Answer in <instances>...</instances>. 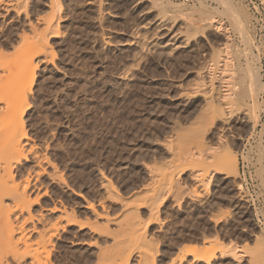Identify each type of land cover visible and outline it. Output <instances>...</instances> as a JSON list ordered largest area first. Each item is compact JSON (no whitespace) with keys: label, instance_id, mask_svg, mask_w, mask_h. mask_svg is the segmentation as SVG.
<instances>
[{"label":"rangeland","instance_id":"obj_1","mask_svg":"<svg viewBox=\"0 0 264 264\" xmlns=\"http://www.w3.org/2000/svg\"><path fill=\"white\" fill-rule=\"evenodd\" d=\"M88 1L90 0H61L62 16L64 15L60 22L62 34L50 38L52 49H54L53 60H51L53 63L51 61L37 63L35 78L27 96L29 102H32L22 118L30 143L33 146L36 144L34 147L38 151L47 154L46 156L55 164L59 174L67 183L66 186L62 183L59 185L57 181L51 182L45 174L36 177L34 181L36 189L33 192L37 194L39 189V193L42 190L45 192L38 193L37 202L34 203L36 205L33 207L39 210L44 209L42 206L47 208V204L48 206L64 204L75 210V220L76 218L78 220L76 222L84 223L90 219V222L103 227V224L105 225L103 220L93 217L89 210L83 209L82 203L86 200L92 201L99 210L102 207L105 208L110 218L119 217L122 220L123 217L119 211V201L116 198L113 199V195H111L112 199H109V194L105 193L109 190L107 185L101 179L98 180V169L105 173L121 195H127L135 189L143 190L147 186L146 184L150 181L149 170L152 167L150 171L160 177V170L165 169L168 161L171 164L170 160L174 157V160H171L175 163L172 164L173 167L171 166L174 182L172 181L170 194L164 191L165 187L164 190H160L162 194L160 192L157 196L155 210L158 218L156 220L148 219L150 216L145 207L139 208L140 219H143V222L139 219V222L143 223H139L142 226L140 228L144 226L145 229L141 230L144 232V237H148L143 243L145 248L142 245L140 247L141 250L145 249L148 254L146 257L139 256L140 245L138 247L134 245L135 249L132 248L127 231L120 234L116 227L114 230V224L111 222L106 227L108 231L107 237L104 238L106 243L104 239H100L99 233L102 230L94 229L92 234H88V229L83 226L85 224H82L80 228V225L74 223L66 227L65 230H69L68 232L60 231L61 239L57 242L55 240L53 264H97L95 257L97 249L102 245L111 248L113 235L117 231L118 235H123V239L121 237L123 243L116 246L131 247V249L128 247V250L125 248L124 251L126 252L124 255L130 253L127 255L128 263L126 264L148 263L151 253H153L151 255L155 264H206L193 257L192 253H186V256L182 254L184 259L181 258L180 253L185 249H193L196 253H204L206 249L208 253L215 237L218 238L214 240L221 239L220 241L224 244L230 240L238 243L242 249L241 258L238 261L230 256L221 255L218 248L210 257L208 264H249L247 255L254 246V236L259 233L264 237V230L253 222L251 207L238 196L239 190L242 189L240 182H244L246 178L248 185H250V179H256L260 184H264V161L261 159V155H264V107H262L264 92L256 95V99L248 95L247 99H243L244 102L238 101L235 105L241 106L236 107L240 109L236 111L239 115L236 116L235 108L229 117L232 119L228 118L226 124L223 125L219 121L211 123L202 91H205V88L207 91L210 87H213L214 91L218 90L215 87L217 88V85L222 82L221 80L220 83L213 84L217 83L223 74L219 73L222 72L220 71L222 65H218V59L216 60L214 56L216 47L221 46L223 41L222 35L211 33L198 35L192 30L194 23L190 24L193 26L188 29L191 31L184 29L188 35L177 26L180 32L183 31L178 34L175 28L177 24L172 25L170 22L171 24L168 23V25L171 27L166 26L168 29L158 27L156 31L158 32L156 35L162 41L160 43L168 42L166 46L164 43H159L161 46L149 48L150 51L146 48L141 51L137 41L135 42V37L142 35L143 26L145 25L147 29L154 27L155 20L164 12L167 13L166 16L174 15L179 19L196 18L198 15L196 9L199 6L213 12L219 11L222 9L220 4L223 0L221 2L219 0H167L177 5V9H172L170 5L163 8V5L156 0H93L92 3ZM232 2L246 15V17L243 15L246 23H243L242 27L243 33L246 29L244 35L248 37L247 40L241 41L243 37H240L241 34L239 35V32L231 26L232 22L227 14L218 13L217 19L225 26L224 28H228L226 33L229 34L232 45L228 53L227 51L223 53H226L225 56H228L230 60L233 59L230 68H233L232 74L237 84L235 87L239 90L242 86L240 68L244 70L251 68L250 73L259 74L260 80L264 83V0H232ZM46 3L47 0H28L27 10L19 12H5L3 8H0V35L9 34L10 36L9 41L5 42L6 47L2 49L7 54L5 57L0 56L2 58L0 64L7 65V60V67L11 70L12 78L15 77L12 63L16 59V50L12 49L14 45L12 47L10 45L16 44L17 33L19 35L20 28L27 25L28 18L34 19L48 12ZM184 12H188L190 16H185ZM25 15L28 16L27 19L24 18ZM172 33L174 36L177 33L175 41L170 38ZM176 45L178 47L175 48ZM208 65L213 68L210 66V69ZM198 69L202 71L204 80L197 78ZM205 70L208 71L204 73ZM212 70L213 72L208 74ZM8 73L7 75L3 73V78L11 76ZM122 74H125L124 77ZM212 74L218 78L216 76L214 78ZM210 75L212 80H216L212 82L208 78ZM3 78L4 90L11 91L9 89L16 87L15 84L12 85L16 82L11 83V77L6 83ZM200 79L205 81L202 82L204 87H207L202 88L200 92L190 93L194 91L193 89L201 88L197 86L202 83H198ZM208 79L212 83H209ZM247 107L252 110L253 118L251 115L250 117L247 114L244 115V110H249ZM253 123L254 126H252ZM218 125H222V128L231 132L222 130L224 135L220 138V144L226 145L228 142L230 144L228 147L233 149L234 155L236 154V176L234 175L235 178L234 176L225 177L224 173H214L212 167L207 166L205 174L209 178V187L207 186L206 194L202 190L201 196V186L194 187L197 184L193 181L192 170L180 168L177 162L180 156L194 150L192 146L195 147L193 144L195 136L192 137V135L197 131L206 129L205 138L203 137L205 147L211 151L218 150L220 145L218 131L221 129ZM228 126H231L230 129ZM223 140L225 142H222ZM30 163V160L24 162L25 167H30ZM249 169L253 170L251 174ZM158 176H155V179L158 180ZM47 181L49 182L46 183ZM232 181L234 184L231 183ZM236 183L239 184L238 190ZM104 185L106 186L103 187ZM249 187L251 188V185ZM104 188H107L105 192ZM190 190L194 191L195 195ZM73 191H79L82 197L75 196ZM186 191L191 193L189 192L188 195ZM250 192L255 194L252 189ZM196 194L200 196L195 199ZM32 197H35L34 193ZM100 198L102 201L98 200ZM99 203L103 206L101 207ZM54 217L55 215H49L47 218ZM147 222L148 224L145 225ZM213 231L215 235L217 233V236ZM202 233H206L205 236ZM75 234L76 236H73ZM70 237L77 238L79 242L70 246L67 242ZM88 239L91 240L88 241ZM115 247L113 246V249H116ZM142 259L144 263L140 262Z\"/></svg>","mask_w":264,"mask_h":264},{"label":"bare ground","instance_id":"obj_2","mask_svg":"<svg viewBox=\"0 0 264 264\" xmlns=\"http://www.w3.org/2000/svg\"><path fill=\"white\" fill-rule=\"evenodd\" d=\"M91 1L93 2V0H90L88 2L92 3ZM156 1L161 3L163 5V8H165L164 6H166V5H170V7H172V9H177V7H178L177 5L171 4L167 0H156ZM219 1L221 2L222 0H219ZM27 6H28V0H0V8H3V10L5 12H7V11L19 12L20 10L25 11ZM46 6L48 8V12L45 14H42V15L41 14L38 15V16L34 17V19H32V18L27 19L28 16L27 17H26V15L24 16V18L26 17V19H27L26 20L27 25H24L22 28H20V34L19 35L17 33L16 44L12 43L10 45L11 47H12V45H14L12 47V49L15 48V50H16V59L12 63L13 68L15 69V71H13V74H15L14 76L16 78L15 77H13L14 79L12 78V73L10 72L11 70H10V68L7 67L8 66L7 60H6L7 65L4 62L3 63L5 65L0 64V264H53L54 263L53 262V252H54V249L56 247L55 243L57 242L58 239H61L60 231L65 230L67 226L69 227V225L74 224V223L78 224V226L80 225L79 226L80 228L82 227V224H85L83 226L88 229V231H89L88 234H90V233L92 234L94 229L95 230H97V229L102 230L101 233H99V232L98 233L101 235L100 239L102 238L101 240H103L104 238L107 237V232H108L106 229L107 224L109 222H111L114 224V230H116V228H117L120 231V234H121V232L123 233V232L127 231V233H128L127 235H129V238H130L129 241H130V243H132V245L130 244L132 246V248L134 245H135L134 247H138L140 245L139 246V248H140L141 245L143 246L144 241L146 242L145 238H148V237H144V232L142 231L145 229L144 226H143V228H140L141 225L139 223H142L143 219L142 218L140 219L139 208L145 207L147 209L146 211H148L147 214H149V216H150V217H148V219L156 220V218H158L157 217L158 214L156 215L157 211L155 210V208L157 206V205L155 206L157 196L159 195L160 192L162 194V191H160V190H164L165 187H166V190H164V191L169 192V194H170V191L172 190L171 187L173 185L172 183L174 182L172 180V176H173L172 170L173 169H171V166L173 167L172 164H175V163H172V161L174 160L173 159L174 157L172 158L173 160L171 159L172 161L170 160L171 164L168 161V164L166 165L165 169H161L163 171L160 170V172H161V173L159 172L160 177L158 175H155L156 173L153 172L154 173L153 174L150 171L153 169V167L151 169L149 168L150 170H149L148 176L150 178V181H148L149 183L146 184L147 186L145 185L146 187L144 186L145 188L144 189L142 188L143 190L136 191L137 189H135V191H132L131 193H129L127 195H121L119 193V191L117 190V188L111 183L110 179H108L106 177L105 173L102 170L98 169V171H97V174L99 176L98 180L101 179L103 182H105L104 184H106L107 188L109 189L108 193H107V192H105L107 190V188H104L105 189L104 192L106 194H109V199L111 198V195H113L112 198L113 199L116 198V200L119 201V203H120L119 211H120V214L122 215L121 217H123L122 220L119 219V217L110 218L109 214L106 212V210H104L105 208L103 209V207H102L103 205H101L102 202L99 203L100 206L102 207L99 210L96 208V206L94 205V203L92 201L86 200L84 203H82L83 209L89 210L91 212V214L93 215V217H95L97 219L100 218V220H103L102 222L105 223V225L103 224V227L100 225L98 226L97 224L95 225V223H93V222H90L89 221L90 219L84 223L80 220H79L80 223L76 222L77 218L75 220V210L72 207H68L64 204H60V205L54 204L52 206H48V204H47V208L45 206H42V207H44V209H42V208L39 210L34 209L33 206L36 205L34 203L37 202L38 195L41 194L42 192H45L42 190L39 193L40 189L39 190L37 189L38 190L37 194H35L36 192H33L36 189V188H34L35 187L34 181H35L36 177H38L42 174L43 175L45 174L48 176L49 179H51L50 180L51 182L57 181V183L59 185H60V183H62L63 185L65 184L67 186V183H65V181H64L65 179L63 178L62 175L59 174L55 164L53 162H51V160L46 156L47 154H44L42 151H41L42 152L41 153L40 151H38L34 147L36 144L33 146L30 143L31 142L30 137L28 136V133H27V130H26V127L24 125L23 118H22L25 111L29 108V106L31 104L30 102H32V101L29 102L27 96L30 92V86L33 83L34 78H35V69L37 67V63H39V62L45 63V62H50L51 60H53L54 49H52V46L50 43V38L57 37L60 34H62L61 33L62 30L60 31V22L63 20L64 15L62 16L61 0H47ZM220 6L222 9L221 10L219 9V11L214 10V12L210 11L209 9L208 10L205 9L206 7H200L199 6V8L196 9L199 16L196 15V18H193V17L187 18L186 17L183 19H181V18L179 19V18L175 17L174 15L166 16L167 13L164 12L165 15L162 13L163 15H161L160 17L157 16L158 19L155 20L156 21L155 26L154 27L151 26V28H150L151 30L144 27L145 25L143 26V30L141 33L142 35H137V38L135 37V42L137 41L138 47L141 51L144 48H146L148 51H150L149 48L154 49L156 46L159 45L160 42H162V41H160V37L156 35L158 33V32L156 33V31L158 30V27H164V28H167L168 26L171 27L170 25H168V23H170V22L172 23V25L177 24L176 27L175 26L174 27L176 28V31H178V34L183 33V31L185 33H187V31H185V30L192 28L193 25L191 26L190 24L194 23L192 30H193V32L197 33L198 35L203 36L207 33H211L213 35H215V34L216 35L217 34L222 35L223 41L221 43V46L216 47L215 52H214V56L216 57V60L218 59V63H219L218 65L220 66V64H221L222 65L221 67H223V68L220 67V69H222L220 71H222V72H219V73H223L221 75V79L219 78L218 82L216 81L217 83H215V82L213 83V84H218L222 80L221 84L217 85V88L214 86L215 89H218V90L214 91V88L210 87V85H209L210 89L207 88L209 90L206 91L205 87H207V86L204 87L203 82H205V81H203L204 80L202 77L203 73L201 70H199L200 69L199 68L198 69L199 71L196 72L197 78L199 77V78H202L203 80L202 79L198 80V83L202 82V81L203 82L199 83L197 86L198 87L201 86V88L199 89L196 86L197 90L193 89L194 91L191 90L192 92H190V93L200 92V90H202V88H205L204 89L205 91H202L203 92L202 94H203L204 102L208 106L207 110H208V114L211 118V123H213V122L215 123V121H219V122H221V124L224 125L228 122V118L231 117V114L234 112L235 108L241 107V106H238L235 104L238 101L243 100L244 98L247 99L248 95H250L251 97L256 99V95L258 96L259 93L264 92V83L260 80L261 77L259 74L252 73V72L250 73V70H252L251 68H247L248 69V71H247V69L244 70L243 68L239 67L241 69V72H242L241 78H240L242 86L239 90L237 89L238 91L236 90L235 86L237 84L234 80L235 77H233L234 74H232L233 68H230L231 61L233 59L230 60V58L228 56L227 57L225 56L226 53H223L225 51H227V53L229 52L228 49L232 45V41L229 38V34L226 33L228 28H224L225 26H223L222 23H220L218 21L219 19H217V16H219L218 13H225L229 16V19L232 22L231 26H233V28L237 32H239L238 33L239 35L241 34L240 37L241 36L243 37L241 41H245L248 38L244 35L246 29L244 30V33H243V27H242L243 23H246V22H244L245 21L244 17H243L244 12L240 8H238L239 6L237 7L236 5H234L232 0H223L221 2ZM21 8H24V9H21ZM159 10H161V9H159ZM191 11H195V10L191 9ZM188 12H186V13L184 12L185 16H190V14L188 15ZM26 13L28 14V12H26ZM194 13H196V12H194ZM158 14H159V12H158ZM0 15H1V13H0ZM244 16L246 17V15H244ZM177 26L179 28H181L183 31L181 30L182 32H180V30H178ZM188 31H191V29ZM139 33H140V30H139ZM173 33H175V32H173ZM173 33L170 34L171 37H170V35H169V37L175 41V39H176L175 36L177 33L175 34V36L173 35ZM187 35H188V33H187ZM178 37H179V35H178ZM184 37H185V35H184ZM9 39H10L9 34H1L0 35V50L3 52V54H2V52L0 51L1 57L2 56L5 57V55L7 54L2 49H4V47H6L5 42L7 40L9 41ZM161 40H163V39H161ZM173 40H171V41H173ZM171 41H170V43H172ZM229 41H231V43ZM163 43H164V41H163ZM163 43H160V44H163ZM167 43L165 42L164 45ZM180 43H182V42H180ZM7 44H8V42H7ZM9 44H10V42H9ZM177 45L175 46V48L178 47ZM159 46H161V45H159ZM146 53H147V51H146ZM11 54H13V52ZM1 57H0V60H2ZM134 57H135V55H134ZM3 61H4V59H3ZM9 61H11V60H9ZM210 64H211V62H210ZM239 64H240V62H239ZM236 65H237V63H236ZM210 66H209V68L211 69L212 66L211 67ZM209 68H206V69H209ZM7 70L10 73H8ZM126 70H127V68H126ZM213 70L215 72V69H213ZM213 70L211 72H209L208 74H211L213 72ZM4 71L5 72L7 71L6 73H8V75H11V76H6V77H8V78L5 77L6 79L3 78L4 74L7 75ZM16 71H17V73H14ZM207 71L205 70L204 73ZM217 71H219V70H217ZM236 71H240V70H236ZM127 72H128V70H127ZM122 73H124V72H122ZM215 74H217V73H215ZM122 75L124 77L125 74H122ZM212 75H210V77ZM131 76H132V74H131ZM215 76L216 75H213L214 78H215ZM9 77L12 78L11 83L16 82V83L12 84V85L15 84L16 87L13 89H9L12 92L7 91L8 89L7 90L3 89L4 81H2V78H3V80H5V83H6V82H8V79H10ZM123 77H122V79H123ZM210 77H208V78L212 80V77L211 78ZM216 78H218V77L216 76ZM211 80H209V83L211 82ZM213 80H216V79H213ZM213 80H212V82H213ZM233 80H234V82H233ZM11 83H9L10 84L9 86H11ZM213 84H212V86H213ZM221 85H222V88H221ZM10 92H11V94L13 92L14 93L11 95ZM255 99H254V101H255ZM244 100H243V102H244ZM261 100H262V98H261ZM251 101L254 102L253 100H251ZM260 101H259V104H260ZM246 102H247V100H246ZM246 102H245V104H246ZM242 104H244V103H242ZM234 105H235V107H234ZM262 107H264V106L262 105ZM237 108H236L235 112L237 110H240ZM242 108H244V107H242ZM247 108H249V110H250V107H247ZM249 110H247V111L244 110V112H243V109H242L241 113L243 112L244 115L247 114V115H249V117L251 115V118H253L252 117L253 114L251 112L252 110H250V111ZM236 113H237L236 116H238L239 113L238 112H236ZM242 114H240V115H242ZM256 118H257V116H256ZM256 118H254V120ZM233 120H234V118H233ZM246 120H248V119H246ZM249 120H250V118H249ZM250 122H252V121L250 120ZM254 123L252 126H254L256 124V123L255 124ZM229 124H230V122H229ZM221 126L222 125H220L218 128L220 129ZM222 127H221L220 131H218L219 140H220V138H223L222 136L224 135L222 133V130L223 129H225V131L227 130L226 128H222ZM230 127H229V129H230ZM227 131L230 132V130H227ZM195 133H193V135H192V137L195 136L194 137L195 143H193V144H195L194 145L195 147L192 146V148H194V150L192 149L193 151H191V153H188L184 156H180V158L178 159V162H177V160H175V161L177 163H179L178 166L180 165L179 166L180 168H182V169L186 168V169L192 170V172L194 173V178H193L194 180L193 181H195L197 184V185H195V183L193 182V184L195 185L194 187L196 188V186L197 187L201 186V188H202L201 191L204 190V193L206 194V192L208 190L207 188L209 187L208 186L209 178L206 177V174H205L206 169L205 168L207 166H210V167H212L211 168L212 172L221 173V174L224 173L225 177L234 176L236 174V170H237V161L235 158L236 154L234 155V153H232L233 149L228 147V144H229L228 142H226L227 143L226 145H224L222 143L220 144L221 140L219 141L220 145H219L218 150L211 151L210 149H207L204 145L205 142L203 143V137H204V134L206 133V129L201 130V131H197ZM216 138L218 139V137H216ZM189 140H192V139H189ZM44 141H45V139H44ZM222 142H225V140H223ZM202 146H203V148H202ZM28 160L31 161V163H30L31 166L26 168L24 162H27ZM216 166H223V167H216ZM145 168H146V165H145ZM147 169H148V167H147ZM146 171H148V170H146ZM154 171H156V169ZM192 172H190V173H192ZM155 176H158L159 179L158 180L155 179ZM235 176L233 178H235ZM218 177H220V176H218ZM173 178H174V176H173ZM221 179H223V178H221ZM102 181H101V183H102ZM48 182L49 181H47L46 183H48ZM231 183H233V181ZM106 185H104L103 187H105ZM236 185L235 186L237 187V190H238L239 184L236 183ZM41 186H43V185H41ZM41 186H36V187H41ZM194 187H193V189H194ZM61 189H63V188H61ZM198 189L200 190V188H198ZM177 190H174V191H177ZM194 190H196V189H194ZM180 192H182V191H180ZM189 192L187 193V191H186V193L188 195H189ZM32 193H34L35 197H32ZM73 193L77 197H82V195L79 191H73ZM202 193H203V191L201 192V196H202ZM165 194H167V193H164V195ZM169 194H167V196ZM177 194H179V193H177ZM193 194L195 195V192ZM197 194H199V193H197ZM197 194L195 196V199L197 197L199 198V196H200V195L197 196ZM103 196H104V194H103ZM161 196L163 197V195H161ZM101 198H104V197H101ZM101 198L98 200H101ZM106 198H107V196H106ZM238 198L241 199L243 202L245 200L242 197V195H239ZM102 204H104V203H102ZM201 204H203V203H201ZM106 208H107V206H106ZM45 214L48 216L49 215H55V217L50 219V218H47L48 216L45 217L44 216ZM51 217H53V216H51ZM139 219L142 220V222H139ZM147 224H148V222L145 225H147ZM137 225L139 227H137ZM68 231L65 230V232H68ZM85 232L87 233V231H85ZM61 233H64V232H61ZM71 233H72V231H71ZM117 233H118V231H117ZM117 233L114 234L113 238H112V241H113L112 245L114 247L116 245H118L119 243H123V242H121V241H123V240H121V237L123 235L120 236V234L118 235ZM202 234H204V233H202ZM205 234H204V236H205ZM214 235H215V232H214ZM73 236H76V234ZM125 236H126V234H125ZM215 236H217V233ZM202 237H203V235H202ZM254 237H255L254 242H253L254 246L250 250L249 255H247L248 256L247 262L249 264H264V237L262 235H260L259 233H256V235ZM215 238H218V237H215ZM76 239L70 237L69 239H67V242L70 244V246H73L79 242ZM122 239H123V237H122ZM202 239H204V238H202ZM214 239L212 240L213 244H212V247L209 248L208 253H206L208 251L206 249H205L204 253H202V252L196 253L195 250H193V249L192 250L191 249H185L184 252L182 250L183 253L182 252L180 253L181 258H183L182 254L184 256H186L187 254L192 253L193 257H196L197 259L201 260L202 262L208 264L210 257L214 254L215 250L219 248L218 251L220 252L221 255H225L227 257L230 256L234 260H238V261L240 260L242 249L240 248L238 243L234 242L233 240H232L233 242H231V240H230V242H228L227 244H224V243H222V241H220L221 239L220 240L219 239L214 240ZM55 240H56V242H55ZM90 240L91 239H88V241H90ZM83 241L85 243H87L85 240H83ZM104 242H105V239H104ZM104 242L102 244H104ZM124 242H125V239H124ZM149 243H150V241H149ZM97 244H99V243H97ZM222 244H224V245H222ZM112 245H111V248L109 246H103L102 245V247L97 249V252L95 253L96 254L95 257L97 258V264H126V262L128 261L127 255L130 253L124 255V253H126L124 251L129 246L125 247L126 248L125 249L124 247H122L123 245H121L122 248H120V246H118L119 248L116 246L115 247L116 249H113ZM223 246H225V247H223ZM143 247H142V249H143ZM129 249H131V247H129ZM133 249H135V248H133ZM138 254H139V256L143 255L142 257H144V256L146 257L148 255L145 252V249L141 250V248H140ZM151 254L153 255V253H151ZM151 254L149 255L150 258L148 260V263L146 262L147 264H155L154 258ZM242 255H243V253H242ZM137 262H138V260H137ZM140 262H143V259H142V261L140 260Z\"/></svg>","mask_w":264,"mask_h":264},{"label":"built area","instance_id":"obj_3","mask_svg":"<svg viewBox=\"0 0 264 264\" xmlns=\"http://www.w3.org/2000/svg\"><path fill=\"white\" fill-rule=\"evenodd\" d=\"M261 159L264 161V155H261ZM241 161L243 163V160ZM252 172L253 170L249 169V173L251 174ZM240 184L242 189L239 190V193L244 196L245 201L251 207V219L260 229L264 230V184H260L256 179H250V188L247 178L244 182H240ZM250 189L255 194L251 193Z\"/></svg>","mask_w":264,"mask_h":264}]
</instances>
